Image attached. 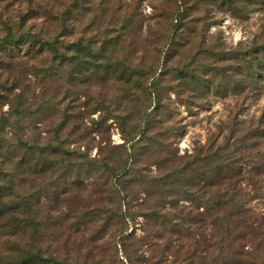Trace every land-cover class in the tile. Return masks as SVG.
<instances>
[{
	"label": "rangeland",
	"instance_id": "1",
	"mask_svg": "<svg viewBox=\"0 0 264 264\" xmlns=\"http://www.w3.org/2000/svg\"><path fill=\"white\" fill-rule=\"evenodd\" d=\"M10 32L104 42L109 72L32 57ZM21 140L40 147L24 157ZM0 167L37 207V245L71 262L213 264L215 216L160 224L230 195L254 223L239 243L263 246L264 0H0Z\"/></svg>",
	"mask_w": 264,
	"mask_h": 264
},
{
	"label": "trees",
	"instance_id": "2",
	"mask_svg": "<svg viewBox=\"0 0 264 264\" xmlns=\"http://www.w3.org/2000/svg\"><path fill=\"white\" fill-rule=\"evenodd\" d=\"M69 11L70 9L65 13L67 14ZM65 28H67L66 24H64ZM8 41L11 42V48H17L21 41L32 57L48 51L53 55L54 61L59 66H73L78 72L86 68L83 59L87 54L94 59L100 58L99 63L96 61L91 63L94 77L104 80V75L109 72V67L104 64V42L99 49H94L89 42L84 43L81 38L71 43H65L59 38H56L55 41H46L38 34L22 33L18 37H14L11 32L5 38V42ZM71 52L74 54H70ZM113 73L119 77V80L122 79L123 83H129L132 80L124 68L120 71L114 69ZM74 75L72 74V77ZM19 147L25 148V157L28 154L27 151H32L40 146H31L21 140ZM59 148V144L55 146L46 145L41 150L57 153ZM19 164L21 165L22 162ZM169 177V175L166 176L165 181ZM156 181L158 179L153 178V182ZM188 195L192 200L197 199V196L191 192ZM28 199V197H24L18 192L13 173L4 172L0 167V264H78L71 262L66 257L60 258L56 254H48L42 247L37 245L38 233L41 231L43 222L37 219V207L33 209L31 201ZM203 203L204 206H201L203 210L199 213L198 220H195L189 212L188 214L179 213L176 216L178 220L174 222L168 213V216L165 215L162 224H160L161 227H170L171 230L169 231L172 234L179 232L182 228H185L188 232L190 230L189 224L202 223L213 215L215 218L211 224H214L219 230L216 241L221 249L220 255L213 260V264H264V245L257 243L250 245L247 249V246L239 243L241 237L244 236L236 233L243 227H253L254 223L250 211L246 210L241 203L236 202L232 195L228 199L224 198L213 202L204 201ZM147 216L156 219L160 217L154 210ZM186 222L189 223V227L184 225ZM25 232L30 233L27 242L21 238L26 234ZM170 257L164 256L151 264H192L190 258L183 259L182 263H179L177 260H171L174 257L173 255ZM210 264H212V261Z\"/></svg>",
	"mask_w": 264,
	"mask_h": 264
}]
</instances>
